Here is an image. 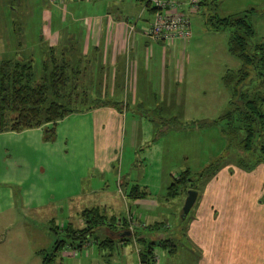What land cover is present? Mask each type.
Returning a JSON list of instances; mask_svg holds the SVG:
<instances>
[{
  "label": "rangeland",
  "instance_id": "374dc122",
  "mask_svg": "<svg viewBox=\"0 0 264 264\" xmlns=\"http://www.w3.org/2000/svg\"><path fill=\"white\" fill-rule=\"evenodd\" d=\"M101 2L102 0H0V59L30 53L39 62L48 54L42 37L45 33L55 31L67 36L56 48L77 50L80 33L85 32L84 18L100 10ZM144 3V0H115L110 9L127 15L135 24L136 30L148 25L153 17ZM250 8L252 10H248ZM244 11L254 26L252 41L264 39V0H205L200 11L188 13L191 36L186 41L176 42L178 52L175 49V53H171V44L165 41L151 40L155 47H159L158 52L166 49L167 63L171 64L169 68L179 62L180 66L174 77L173 69L170 71L168 67L165 75L166 86L174 89L179 103L173 102L164 109V100L156 101L152 97L154 93L159 94L162 75L151 59L149 74H141L139 78L141 87L138 86V90H144L146 95L138 97L135 102L120 101L121 107L127 106L122 118L125 138L120 144L115 141V145L110 147V170L101 171L96 166L91 172L93 181L89 178L84 182L86 187L93 182L96 191H85L76 197L70 195L71 182L87 169L95 150V156L100 158L103 128L101 117L95 118L92 125L91 114L71 113L57 122L56 133L51 140L45 137L41 127L0 131V264H42L41 256L36 250L51 248L55 239L64 238L61 227L66 222L71 221L74 225L81 226V208L107 202L104 201L107 200L105 195L111 196L108 203H113V207L105 209L107 214L127 211L128 206L119 191L123 185L121 180L123 175H130V172L137 174L140 171L136 165L131 164L134 159L131 163L126 162L133 158V150L129 149L128 144L133 121L137 123L139 131L147 122L151 123L154 138L161 139L164 162L160 172L165 182L171 181V166L175 168L173 175L185 167L194 172L224 151L225 137L219 124L200 125V120L215 119L228 108L230 92L221 76L226 68H239L241 60L228 50L230 28L213 29L207 19L214 13L224 16ZM77 54L74 51L72 53ZM251 73L252 82L264 89V79L259 80ZM80 102L79 106L91 104L89 99ZM141 115L145 119L139 117ZM193 120L197 122H192ZM260 139L264 142V134ZM120 153L124 160L123 167L119 162ZM225 155L227 157L221 167L236 165V151H225ZM210 178L211 176L199 180L196 190L199 195ZM103 187L108 188L107 194ZM165 192L166 189L162 188L156 196L164 208L161 214L155 215L156 219L164 220L170 225L156 231L165 235L177 232L171 236L178 251L170 254L169 246H156V264H186L189 262V246L186 243L188 236L185 227L194 215L196 203L182 217L187 191H182L168 199L169 201L160 199ZM262 198L264 200V196ZM129 204L132 205V202ZM131 210H135L133 205ZM52 223L59 225L57 232L52 229ZM137 246V243L129 240L124 244V253L116 248L110 254V248L99 250L94 244L89 248L90 251L85 249L76 255H72L75 248L66 246L62 248L61 254L65 251L70 255H59L56 262L137 264ZM85 251H89V254ZM125 255L129 260L122 263Z\"/></svg>",
  "mask_w": 264,
  "mask_h": 264
},
{
  "label": "crops",
  "instance_id": "0c3cea01",
  "mask_svg": "<svg viewBox=\"0 0 264 264\" xmlns=\"http://www.w3.org/2000/svg\"><path fill=\"white\" fill-rule=\"evenodd\" d=\"M114 1L102 0L100 10L92 12L90 16H85V32L80 33L77 50H73L75 53L81 54V60L76 58L73 63L77 69L84 71L83 76L88 87L87 93L91 97L89 100L94 101L96 97H99V99L109 101L135 102L138 97L142 98L146 94H144V90H138L139 78L141 74H149L150 60L152 59L156 69H159L162 75L158 89L159 94L156 95L153 92L152 97L156 101L164 100V109L170 107L173 102L179 103V97L175 94L174 89L166 86L165 75L167 67L169 68L171 65L167 63L166 49L163 48L158 52L159 47H155L151 42V40L164 41L148 36L145 33L147 25L129 33L127 23L131 20L122 12L115 13L110 9ZM179 2V9L189 13L190 9L184 0H179ZM144 9L146 8L144 7ZM200 9L192 11H200ZM42 39L45 41V46H58L64 39H67V36L55 31L45 33ZM169 44H171V53H175V49L178 52L176 43ZM179 66L178 62V65L176 63L173 64V68H169L170 71L173 69V77ZM125 110H127V106L126 108H116L112 105H103L79 112L91 114L92 125L95 118L101 117L102 139L100 158L97 159L95 156V150L94 158L90 160L87 169L71 182V196L76 197L85 191H96L93 182L89 184V187L84 184L89 178L93 181L91 172L94 167L99 166L101 171L110 170L112 163L110 147L115 145V141L120 144L125 138V133L122 131V118ZM139 117L145 119L142 115ZM91 129L94 131L93 127ZM152 131L151 123L147 122L145 127L139 131L137 123L133 121L128 142L129 149L133 150V158L126 162L131 163L134 159V163L131 164L136 165L140 171L137 174L130 172V175H123V180H121L123 185L119 191L125 205L128 206L127 211L125 213H122L123 211L109 213H115L117 217L115 223H109V226L103 225L81 247L75 248L73 250L75 253L72 255L85 249L89 250L94 244L99 250L110 248V254H113L116 248L123 251L124 244L133 240L138 244L137 264H141L139 256L141 243L137 237H146L152 240L164 237L172 238L171 234L177 233L168 232L170 235H165L156 231L170 225L164 220L156 219L155 215L161 214L164 208L163 203H160L156 196L162 188L166 189L170 181L165 182L160 172L161 164L164 162V151L161 139L153 138ZM119 162L123 167L122 153L119 154ZM174 170L175 168L171 166L170 175H173ZM101 181L106 185L103 180ZM135 184L139 189L148 191L149 194L145 197L130 198L127 193ZM103 190L107 194L108 188L104 189L103 187ZM263 192V162L257 163L250 170H245L234 164L220 167L207 181L204 191L200 195L199 191L197 192L194 215L191 216V220L185 227V233L188 236L186 243L189 246L187 247L189 262L186 264H264V200H260ZM105 198L107 200L104 201L107 202L95 205L104 209L113 207V203H108V199L112 197L105 195ZM160 199L169 201L165 194ZM129 202H132L134 206L133 212ZM83 208L85 207L81 209ZM123 214H126L129 219L127 223L130 229L135 230L134 233H129L127 230L118 231L122 227L119 216ZM80 223L82 226L83 219ZM89 251L85 252L89 254ZM177 251L176 246L174 252L169 251V253L175 254ZM69 255V252L66 254L65 251L64 254H61L62 257ZM128 260L129 257L125 255L122 263L128 262ZM131 261L133 262V259ZM118 262L120 263L119 259Z\"/></svg>",
  "mask_w": 264,
  "mask_h": 264
},
{
  "label": "trees",
  "instance_id": "16d2710c",
  "mask_svg": "<svg viewBox=\"0 0 264 264\" xmlns=\"http://www.w3.org/2000/svg\"><path fill=\"white\" fill-rule=\"evenodd\" d=\"M144 1V6L153 12L154 6L150 1ZM204 1L199 0L197 9L202 7ZM207 20L213 29L230 28L228 50L241 60L239 68H226L221 76L230 92L228 108L215 119L200 120V125L219 124L225 137L224 151L197 171L193 172L191 168L185 167L172 175L166 187L167 199L189 188L197 190L200 179L214 175L222 166L227 157L225 151H236L235 164L245 170L252 169L258 162H264V142L260 139L264 134V89L252 82L251 73L259 80L264 79V39L252 41L255 30L246 11L224 16L214 13ZM56 47L47 46L48 54L39 62L30 53L0 59V131L41 127L45 137L51 140L56 133L57 122L71 113L103 105L121 108L119 101L102 100L99 97L94 101L89 100L90 105L79 106L80 101H87L90 97L84 71L77 69L73 63L76 58L81 60V54L72 55L73 50L68 47ZM148 194V191L139 189L137 184L127 193L133 199ZM263 196L264 192L260 200H263ZM79 214L84 222L82 226L66 222L61 227L64 238L55 239L51 248L36 250L41 256L42 264H60L56 259L61 256L63 247H81L99 228L109 226V223H115L117 219L115 213L107 214L98 205L85 207ZM119 219L122 227L118 231L135 232L129 228L126 214L120 215ZM51 227L57 232L59 225L52 223ZM137 239L141 243V264H156V246H169L168 250L172 252L176 249V244L170 237Z\"/></svg>",
  "mask_w": 264,
  "mask_h": 264
},
{
  "label": "built area",
  "instance_id": "2783aa9c",
  "mask_svg": "<svg viewBox=\"0 0 264 264\" xmlns=\"http://www.w3.org/2000/svg\"><path fill=\"white\" fill-rule=\"evenodd\" d=\"M154 6L152 20L145 33L154 39L167 43L186 41L191 36L190 19L187 12L179 9V0H149ZM190 11L197 10L199 0H184ZM129 33L134 32L135 24L127 23ZM75 253V252H74Z\"/></svg>",
  "mask_w": 264,
  "mask_h": 264
},
{
  "label": "water",
  "instance_id": "95a60500",
  "mask_svg": "<svg viewBox=\"0 0 264 264\" xmlns=\"http://www.w3.org/2000/svg\"><path fill=\"white\" fill-rule=\"evenodd\" d=\"M196 197H197L196 189H193V188L187 189V194H186V197L184 199L183 206H182V214H181L182 217L186 216V214L188 213V211L190 210V208L194 204Z\"/></svg>",
  "mask_w": 264,
  "mask_h": 264
}]
</instances>
